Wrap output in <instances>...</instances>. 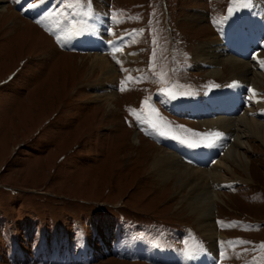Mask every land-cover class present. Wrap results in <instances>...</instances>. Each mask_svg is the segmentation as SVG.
Returning <instances> with one entry per match:
<instances>
[{
    "label": "rangeland",
    "instance_id": "1",
    "mask_svg": "<svg viewBox=\"0 0 264 264\" xmlns=\"http://www.w3.org/2000/svg\"><path fill=\"white\" fill-rule=\"evenodd\" d=\"M43 1L47 7L40 15L24 14ZM254 2L2 3L8 16L0 17V264H264V145L259 140L241 133L247 173L232 168L225 182L233 184L211 185L223 201L214 200L216 230L210 240L179 207L184 191L155 190L147 170L155 147L193 168L210 169L224 153L225 134L203 135L212 133L205 118L178 108L228 84L227 66L214 77L212 67L194 60L195 51L214 41L228 51L222 31L229 21L240 23L237 33L244 40L255 33L256 21L255 28L245 21ZM94 14L104 15L107 44L120 40L125 51L124 57L106 51L114 71L111 83L98 70L90 72L96 54L90 45L66 47ZM17 16L26 24L17 33L25 37L20 41L9 31ZM255 44L253 54L263 52L264 35ZM235 58L250 62L249 76L260 70L249 55ZM103 82L113 87L116 82L111 109L98 92ZM253 90L264 104V88L254 84ZM248 97L244 93L238 102V114L264 123V109ZM134 132L139 145L133 143ZM203 149L211 157L194 163L193 153ZM163 253L177 257L165 260Z\"/></svg>",
    "mask_w": 264,
    "mask_h": 264
},
{
    "label": "bare ground",
    "instance_id": "2",
    "mask_svg": "<svg viewBox=\"0 0 264 264\" xmlns=\"http://www.w3.org/2000/svg\"><path fill=\"white\" fill-rule=\"evenodd\" d=\"M4 1L5 0H3V2ZM20 1L21 3H23V5L30 4V0ZM3 2H0V13H2L0 14V17H4L6 15L8 16V8L6 5L2 4ZM46 7V2L43 1L37 6L29 7V9L24 10V14L26 16L40 15ZM198 13L200 12L198 11ZM103 16L101 14L92 15L89 20L85 21L87 22V24L82 27V32H80L76 36H70L68 40L69 46H66L68 49H77L81 48V45H90L92 47H90V50L96 51V54L94 53V55H91L93 57L91 59V62L89 63L90 72L98 70V72L101 73V79L103 78V80L110 81L111 83L112 78H114V71L112 68V64L106 56V51H109L111 53L115 52L117 54H120L122 57L125 56V51L122 50L123 45L120 40H113L112 42L107 44V35L106 33L102 32L104 27L103 25L106 23V20ZM17 18V23L14 22L10 24L9 31H12L15 37L18 35V41H20L24 36H21V34L17 33H19L20 29H23L26 24L23 22L24 20L20 19V17L17 16ZM245 21H249L253 28H255L253 21H256L255 33H250V35L247 36L244 40L242 36L237 33L240 23H238L236 20L229 21L226 24L225 28H223V30L225 31H222V34L224 35V37H226L223 38V40H244L243 42L245 43V45H247V49L249 51V57L253 58L255 62H258L260 64V70H255L257 72H251V76H249L248 74L250 73V62L241 61L235 58L234 55L229 54L225 47H221L219 41H214V43L209 45L201 43L199 45V48L195 51L194 60L200 66L202 65L212 67L213 70L211 74L214 77L219 76L222 73V66L226 65L227 71L230 73L229 82L226 86L222 87L221 92L213 96L206 97L202 100H193L183 107H176V109L178 108V111L188 113L189 117L195 116L197 114L201 118H205L203 123L212 133L219 132L225 134L227 141H224V153L222 152L223 154L214 162V164L210 166V169L190 167L187 165V163L184 164L182 161H180L176 155L165 151V149L163 150V148L159 149L155 147L156 152L154 154L150 152V154H148L149 158H147V170L151 175L150 177L152 182L155 184V186H157L155 187V190L158 187L160 189L162 187L169 186L170 190H172V192L174 191V193L176 189L178 193L184 191V194L179 196V207L187 211L195 218L197 228L206 235V237L208 238L207 240H210V238L215 236L216 229H214V225L212 223L214 200H221L219 198L220 194L213 192V189H211V185L216 183V185L218 186H230L231 184H233L225 182V180L227 179L230 180V178L226 176V173L234 172L232 168H239L247 173L248 162L246 161L244 155L245 153L242 151L243 146L240 142L241 133L246 134V136L248 137L259 140L264 145V123L259 122L255 117H247L244 113L239 115V108L238 110L236 109V107H239L238 102L241 103L240 99L243 97L244 93H249L248 98H250V101H252V103L254 102L259 105L260 110L264 109V104L260 103V98L257 97L255 91L253 90L254 84L261 85L264 88V51L259 53L257 51L256 54H253L257 49L255 47L257 39L264 35V0H255L251 15ZM29 25L32 30H36L34 25H32L31 23H29ZM255 34H258L257 39H255ZM25 35H27L28 37L32 36L31 34ZM41 37L46 38V36L44 35H42ZM66 55L69 56V54H64V56ZM99 85L100 86L97 87L99 95H102V97H104V100L106 101L104 104H106V106L111 109L114 104L113 100H116V82L114 83V87L112 84L108 85L106 82L100 83ZM224 100H230L234 103L232 106V114L223 111V109L221 108L220 102ZM244 102L246 106H249L247 99ZM250 109L249 110L251 111V114L249 113V115L255 116L256 114H254L252 111L253 108L250 107ZM218 140L219 139H216V142ZM133 143L138 145L140 144L139 134L136 132H134ZM146 144L149 145L150 143L146 142ZM174 146L175 149L176 147L178 148L177 145ZM170 147H172V145H170ZM212 158L214 157L212 156ZM234 178H236L237 181V177ZM208 245L211 246L212 244L208 242ZM164 254L165 253H163L162 256H164ZM166 255L167 254H165V256ZM166 257L167 258L165 260H171L172 258H175L177 256L168 254ZM211 260H209V262H211ZM174 262H172L171 264H173ZM180 263H183L182 259L180 260ZM185 264H188V261L185 262Z\"/></svg>",
    "mask_w": 264,
    "mask_h": 264
},
{
    "label": "snow or ice",
    "instance_id": "3",
    "mask_svg": "<svg viewBox=\"0 0 264 264\" xmlns=\"http://www.w3.org/2000/svg\"><path fill=\"white\" fill-rule=\"evenodd\" d=\"M203 135H205V136H212V135H214L216 137H222L223 134L222 133H219V132H216V133H205ZM200 146L211 147L213 145L212 144H204V145H200ZM261 247L264 248V244H262Z\"/></svg>",
    "mask_w": 264,
    "mask_h": 264
}]
</instances>
